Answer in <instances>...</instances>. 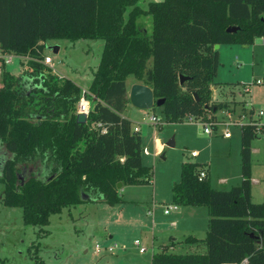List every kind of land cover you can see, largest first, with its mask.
<instances>
[{"label":"trees","instance_id":"16d2710c","mask_svg":"<svg viewBox=\"0 0 264 264\" xmlns=\"http://www.w3.org/2000/svg\"><path fill=\"white\" fill-rule=\"evenodd\" d=\"M147 15L149 30L137 25ZM230 26L238 28L227 32ZM258 37L264 38V0H162L146 9L137 0H0V51L30 58L22 75L1 64L0 145L8 152L3 204L22 208L26 224L45 226L50 214L80 202L121 203L118 182L146 184L151 176L140 131L122 114L127 78L164 99L166 122L215 111L226 107L209 104L220 64L215 45H250ZM86 38L104 44L88 86L91 109L79 123L80 89L43 63V48L48 39ZM181 75L188 78L183 83ZM255 138L254 125L240 126L241 181L229 189L213 188L208 176L199 180L203 164H181L172 203L207 207L205 238L185 239L203 242L206 251L163 247L150 264H264V201L251 200Z\"/></svg>","mask_w":264,"mask_h":264},{"label":"rangeland","instance_id":"374dc122","mask_svg":"<svg viewBox=\"0 0 264 264\" xmlns=\"http://www.w3.org/2000/svg\"><path fill=\"white\" fill-rule=\"evenodd\" d=\"M151 1L159 0H137V5L146 9ZM137 25L149 30L151 17H138ZM103 44L102 39H48L43 53L50 56L56 72L63 78L70 79L80 90L88 89ZM54 46L58 47L57 52ZM218 52L220 64L215 84H210L209 104L225 103L226 107L206 110L193 121L186 116L170 123L159 106L138 109L130 103L126 105L122 114L132 121V128L140 129L142 147L149 151L148 155L142 154V162L150 167L151 176L146 184L119 187L121 203L110 205L100 199L80 202L50 214L47 225L37 226L24 222L22 208L3 204L4 184L0 183V264H150L151 255L161 250L160 243L167 242L172 232L167 225L173 211L170 215L162 212L164 206L172 204V185L180 179L183 162L203 164L213 188L224 190L238 185L240 127L223 124L214 129L208 122L215 118L228 123L229 112L232 120L244 116L243 121L264 123V116L256 115L264 107V41L256 38L247 46L221 44ZM27 60L15 59L7 68L22 75ZM1 73L0 62V79ZM255 80L262 83L255 84ZM134 81L135 78L128 77L126 84ZM152 115L160 119L159 124L150 122ZM204 122L208 123L210 133H204ZM170 139L174 140L172 147L166 145ZM252 146L257 152L251 158V200L260 203L264 201V136L257 135ZM192 151H197V156L190 157ZM221 179L225 182H220ZM201 218H196L197 235L203 229ZM136 239L148 247L145 253H139L134 245ZM96 243L101 247L116 245L117 249L113 253L104 249L96 253ZM199 250L189 243L169 249L177 254Z\"/></svg>","mask_w":264,"mask_h":264},{"label":"built area","instance_id":"2783aa9c","mask_svg":"<svg viewBox=\"0 0 264 264\" xmlns=\"http://www.w3.org/2000/svg\"><path fill=\"white\" fill-rule=\"evenodd\" d=\"M30 59L29 56H22V55H15V54H10V53H6V54H3L1 51H0V62L1 64L3 62H5V64H10V63H13L15 59ZM43 63L45 65H47L48 67L51 68L52 72H55V74L59 77V78H62L61 75H59L55 68H54V64H53V61L52 59L50 58L49 55H45L44 56V59H43ZM264 81V79L262 80ZM261 80H255L254 83L255 84H261L262 83ZM247 90V88H246ZM91 94L90 92L88 91V89H81L80 90V95H79V98L76 102V105H75V113L76 114H85L86 116L89 115V112H90V109H91ZM256 115L258 116V118L260 117H263L264 116V107L263 108H260L256 111ZM188 117V120L189 121H193L192 119L195 118V117H198V116H194V115H187ZM227 117L229 119V122L227 123L225 120H218V119H215V118H211V120L208 122L210 125H213L216 127V129L218 128V126L220 125H223V124H227V125H238L239 127L241 125H244V124H248V125H254L255 128H256V132H257V135H262L264 136V131L262 130V126L264 123H260L259 121L255 122V121H252L251 119H246L245 121H243L242 119L244 118V116H242L240 120H232L231 119V113L227 112ZM196 119V118H195ZM150 122L153 123V124H159L160 123V119L157 118V116L155 115H152L150 118H149ZM208 123L207 122H204L203 123V131L204 133H210V129L208 128ZM212 126V128H213ZM101 131H104L103 127H100ZM134 131H139V128L136 126L134 127ZM156 153H158V151H156ZM142 154L144 155H148L149 154V151L147 148L143 147L142 148ZM197 156V151H192L190 153V157H195ZM207 177V173H206V168L203 167L199 172H198V179L199 180H202L204 178ZM220 182H225V179H221ZM178 209V205L176 204H169L167 206H164L163 207V213L164 214H169L171 211H174V210H177ZM134 245L138 247V251L139 253H145L147 250H148V247L144 245L143 242L139 241L138 239H136L134 241ZM106 250L107 252L109 253H113L117 247L116 245L114 246H108V247H101L98 243L95 244L94 246V250L96 253L100 252L101 250Z\"/></svg>","mask_w":264,"mask_h":264},{"label":"crops","instance_id":"0c3cea01","mask_svg":"<svg viewBox=\"0 0 264 264\" xmlns=\"http://www.w3.org/2000/svg\"><path fill=\"white\" fill-rule=\"evenodd\" d=\"M258 38L259 39L262 38L264 41L263 37H258ZM15 74L18 75V73H15ZM134 83H139V82L134 81V82H131L129 85H127L128 91H129V88L131 87V85ZM0 85H1L0 86V88H1L2 84H0ZM127 105H129V103ZM123 116H125V115H123ZM125 117H127V116H125ZM134 127H136V126H133V128ZM139 131H140V129H139ZM256 152H257L256 148H253L252 142H251V158H252L253 153H256ZM5 157L8 158V152L0 145V171L3 169L2 168V165H3L2 162L5 159ZM251 187H252V185H251ZM149 211H150V215L153 218V216H154L153 209H150ZM155 213H157L156 210H155ZM172 213L174 214L173 218H171L169 220V224L167 225V227L171 228L170 230L172 232L169 233L167 242L160 243L161 249L163 247H166L167 250L169 251V249L174 248L177 244L189 243L190 245L198 247V249L200 248L199 253H204L206 251V246L203 242H194L192 240L185 241V239L186 238H197L200 240V239L205 238L206 225H207L208 217H209L207 207H205V206H180V205H178V209L174 210ZM164 215H170V213L164 214ZM199 216L202 217L201 221L203 222V229L200 231V234L197 235V233L195 231V226H196V218H198ZM153 219H155V217ZM152 222H153L152 223V229H153L154 225H155V221L152 220ZM152 237L156 238L155 235H153ZM161 237L164 240V236H161ZM194 253H196V252H194Z\"/></svg>","mask_w":264,"mask_h":264},{"label":"water","instance_id":"95a60500","mask_svg":"<svg viewBox=\"0 0 264 264\" xmlns=\"http://www.w3.org/2000/svg\"><path fill=\"white\" fill-rule=\"evenodd\" d=\"M238 27L236 26H230L226 29L227 32H235L237 30ZM247 46V45H244ZM219 45H215V49H218ZM58 51V47L54 46V52ZM186 79H188L186 76L181 75L179 77V82L183 83V81H185ZM128 101L129 103L138 109H150L152 108L154 105L161 107L164 99H156L154 98L153 95V91L151 89V87H149L148 85H145L143 83H134L131 85V87L129 88L128 91ZM196 99L199 100V98L195 95ZM87 120V116L85 114H77L76 115V121L79 123H85ZM99 131H101V129H99ZM167 146L172 147L174 146V140L170 139L167 141L166 143ZM7 157H5V159L3 160V165L6 162ZM2 165V168H3ZM2 175V170L0 171V176ZM19 178H22V175H19ZM122 184L121 182L117 183V188L121 187ZM82 198L83 195H82ZM244 264V263H241Z\"/></svg>","mask_w":264,"mask_h":264}]
</instances>
